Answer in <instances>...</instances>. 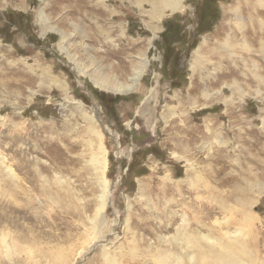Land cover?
Segmentation results:
<instances>
[{"label":"rangeland","instance_id":"374dc122","mask_svg":"<svg viewBox=\"0 0 264 264\" xmlns=\"http://www.w3.org/2000/svg\"><path fill=\"white\" fill-rule=\"evenodd\" d=\"M148 1L0 0V158L19 178L0 168V264H103L102 245L157 264L183 214L226 242L242 228L264 264V0H183L161 20ZM87 116L108 152L91 243Z\"/></svg>","mask_w":264,"mask_h":264},{"label":"bare ground","instance_id":"6f19581e","mask_svg":"<svg viewBox=\"0 0 264 264\" xmlns=\"http://www.w3.org/2000/svg\"><path fill=\"white\" fill-rule=\"evenodd\" d=\"M148 2L154 10V13H152V16L158 18L159 20H161V18L163 17L164 11L166 9L174 10L176 8H180L183 4V0H149ZM256 20L258 21V19ZM261 22L262 21H259L258 23H261ZM224 48L227 49V46L226 47L224 46ZM199 49H197L194 54L196 61L197 62L199 61V63L198 64L196 63V66L191 65L193 71H195L198 66H201L204 64V60L201 57L202 54L199 52ZM147 64H148V61L146 60L144 63V66H147ZM139 76H140V71H137V72H134L132 76L129 78L132 88L134 87V84L138 81ZM254 77L257 80L262 81L258 75L255 74ZM95 82L102 89L114 91V92L122 91L126 85L130 84V83H127V84L107 83L106 78H101L100 80H97ZM93 118L94 117L87 116V120L90 124L86 129H87L88 134L91 135V137L87 140L85 139V142H84V145L86 144V147L89 150V151L87 150L89 152V157L86 161V164L90 165V167L94 170L96 178L99 183V187L101 188V193L98 196V202H96L97 209H96V216L94 217L95 221L93 220V218L91 219L89 218L88 220H89V223L91 224L90 226L88 225L86 226V228L89 229V231H91V234L86 232L87 236L90 238L87 241V243H91L96 238L102 237L101 235L103 233L100 234V231L95 230V227L96 229H98L102 224H104L103 222L104 213H105V209L109 202V192H108L109 185H108V176H107V170H108L107 154L108 152H107V148L105 147L103 143V135L99 131L95 130V127L93 125L95 120ZM0 164H1L0 165L1 170H3L7 176H9L12 179L14 178L19 179L17 174L13 171V169L7 166L6 165L7 163L6 164L4 163V160L2 158H0ZM192 216L194 215H191L190 218H192ZM181 217H182V220L180 223L182 224L175 231V236L174 235L171 237L164 236V238L163 236H161L162 238L161 237L159 238V243H162V244L166 243V245L168 246H165L166 247L165 251H163L164 250L163 247L162 248L158 247L155 250L156 252H153V260L157 264H176L175 262L176 260L178 261L179 264H186V262L188 261H189V264H205V263L206 264H257L255 263L256 254L254 255V253L252 252L253 250L251 251L249 247H247L248 245L247 236L245 234V230H242V228H237L238 230L224 231L223 233L225 234V238L228 239V241L226 242L222 239L224 237L222 233H219V234H222L221 236H215L214 232H212L213 230H208V232L206 233L200 230L198 231L194 230V232L192 233L188 232L187 225H186L187 216L186 214H183ZM179 229H182V230H179ZM0 238L2 239L3 242H5L6 247L3 246V249L5 250L4 252L5 253L10 252L12 248L9 244L6 243L5 236L3 237V235H1ZM107 248L108 247H105L104 245H102L100 257L103 260V264H118L116 261V258L114 257V254L111 253V251H109ZM177 251H184V252L180 253ZM168 253H170V257L167 258ZM74 258L71 259L68 264H75ZM204 260H206V262H204Z\"/></svg>","mask_w":264,"mask_h":264}]
</instances>
